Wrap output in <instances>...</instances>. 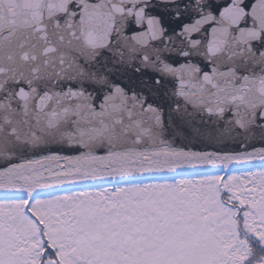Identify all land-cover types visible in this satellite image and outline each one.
<instances>
[{
	"label": "snow or ice",
	"instance_id": "1",
	"mask_svg": "<svg viewBox=\"0 0 264 264\" xmlns=\"http://www.w3.org/2000/svg\"><path fill=\"white\" fill-rule=\"evenodd\" d=\"M0 264H264V0H0Z\"/></svg>",
	"mask_w": 264,
	"mask_h": 264
}]
</instances>
